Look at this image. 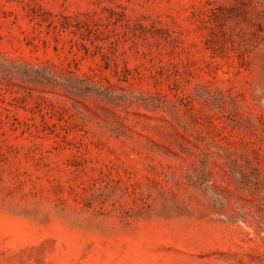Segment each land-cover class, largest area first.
<instances>
[{"label":"rangeland","instance_id":"374dc122","mask_svg":"<svg viewBox=\"0 0 264 264\" xmlns=\"http://www.w3.org/2000/svg\"><path fill=\"white\" fill-rule=\"evenodd\" d=\"M0 264H264V0H0Z\"/></svg>","mask_w":264,"mask_h":264}]
</instances>
